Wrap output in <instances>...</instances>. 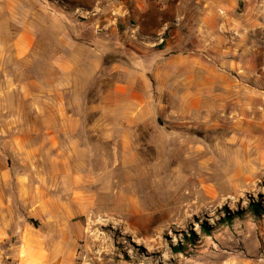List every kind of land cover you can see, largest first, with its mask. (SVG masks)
<instances>
[{"label": "rangeland", "instance_id": "374dc122", "mask_svg": "<svg viewBox=\"0 0 264 264\" xmlns=\"http://www.w3.org/2000/svg\"><path fill=\"white\" fill-rule=\"evenodd\" d=\"M28 2L0 0V264H264V94L128 126L115 73L79 87V46L124 24Z\"/></svg>", "mask_w": 264, "mask_h": 264}, {"label": "crops", "instance_id": "0c3cea01", "mask_svg": "<svg viewBox=\"0 0 264 264\" xmlns=\"http://www.w3.org/2000/svg\"><path fill=\"white\" fill-rule=\"evenodd\" d=\"M101 1L62 0L82 12L78 16L72 12L76 17L88 19L98 9L113 11L107 19L112 33L118 32L117 24H124L126 44L110 42L112 52L104 50L93 34L87 38L91 43L79 46V54L88 57L79 59V87L85 92L102 70L115 73L130 95L125 106L128 126H133V118L160 117L166 112L190 116L221 109L233 117L241 109L242 97L264 94L258 86L261 78L264 81L260 72L264 65L258 63L264 55V0H168L163 6L149 0H118L124 5L121 14L119 4L110 8L98 4ZM7 2L30 4L28 0ZM49 14L60 20L57 14ZM65 16L70 15L63 12ZM166 32L170 39L164 40ZM107 55L115 58L107 63ZM151 87L155 92H150Z\"/></svg>", "mask_w": 264, "mask_h": 264}, {"label": "built area", "instance_id": "2783aa9c", "mask_svg": "<svg viewBox=\"0 0 264 264\" xmlns=\"http://www.w3.org/2000/svg\"><path fill=\"white\" fill-rule=\"evenodd\" d=\"M151 3H154L155 5H158V6H163L166 4V2L168 0H149ZM103 2V5L107 6V7H113L115 6L116 4H119V7L121 8H124V5L121 4L118 0H102L101 2H99L98 4H101ZM98 11H100L98 9ZM99 12H93V16L97 15ZM110 13L112 15H114L113 11H110Z\"/></svg>", "mask_w": 264, "mask_h": 264}, {"label": "trees", "instance_id": "16d2710c", "mask_svg": "<svg viewBox=\"0 0 264 264\" xmlns=\"http://www.w3.org/2000/svg\"><path fill=\"white\" fill-rule=\"evenodd\" d=\"M91 43V42H90ZM108 48L109 49H111V52H112V50H113V45H108ZM113 57V58H112ZM107 59L105 60L107 63L109 62V61H111L112 59H114L115 58V55H110V56H108L107 55V57H106ZM250 209H251V211L253 212V213H255L256 215H258V213L261 211V208H259V205H250ZM229 219H231V218H229ZM174 251H175V253H179V252H181V248H179V247H176V248H174L173 249Z\"/></svg>", "mask_w": 264, "mask_h": 264}, {"label": "bare ground", "instance_id": "6f19581e", "mask_svg": "<svg viewBox=\"0 0 264 264\" xmlns=\"http://www.w3.org/2000/svg\"><path fill=\"white\" fill-rule=\"evenodd\" d=\"M159 185V184H158Z\"/></svg>", "mask_w": 264, "mask_h": 264}]
</instances>
